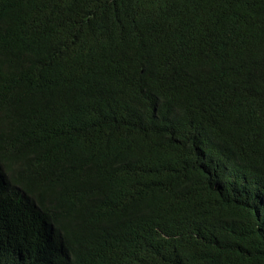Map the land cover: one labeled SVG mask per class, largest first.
I'll return each mask as SVG.
<instances>
[{
    "label": "trees",
    "instance_id": "1",
    "mask_svg": "<svg viewBox=\"0 0 264 264\" xmlns=\"http://www.w3.org/2000/svg\"><path fill=\"white\" fill-rule=\"evenodd\" d=\"M206 224L264 264V0H0V264H188Z\"/></svg>",
    "mask_w": 264,
    "mask_h": 264
},
{
    "label": "clouds",
    "instance_id": "2",
    "mask_svg": "<svg viewBox=\"0 0 264 264\" xmlns=\"http://www.w3.org/2000/svg\"><path fill=\"white\" fill-rule=\"evenodd\" d=\"M209 233L207 234V240L211 243L208 248L196 249V239L194 240V247L196 252L192 254L191 260L188 264H228L227 260L234 255V260L231 264H238L242 257L243 242L229 240L226 230L216 229L206 224ZM159 231V229H157ZM224 244L227 250V256L223 257L218 254V245ZM114 253V245L109 246L108 254ZM85 251L80 250L76 256L84 255ZM132 256L134 261L138 264H173L167 256L161 254L150 255L146 252H133ZM185 258V257H184ZM249 264H258L254 257L250 259Z\"/></svg>",
    "mask_w": 264,
    "mask_h": 264
}]
</instances>
